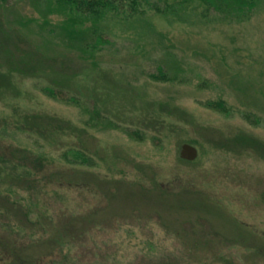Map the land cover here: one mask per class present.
I'll use <instances>...</instances> for the list:
<instances>
[{
  "label": "rangeland",
  "instance_id": "374dc122",
  "mask_svg": "<svg viewBox=\"0 0 264 264\" xmlns=\"http://www.w3.org/2000/svg\"><path fill=\"white\" fill-rule=\"evenodd\" d=\"M155 1L0 0V264H264V0L243 21Z\"/></svg>",
  "mask_w": 264,
  "mask_h": 264
},
{
  "label": "trees",
  "instance_id": "16d2710c",
  "mask_svg": "<svg viewBox=\"0 0 264 264\" xmlns=\"http://www.w3.org/2000/svg\"><path fill=\"white\" fill-rule=\"evenodd\" d=\"M13 0H2L3 3L8 4ZM37 2H47L52 1L54 4L63 6L66 9H70L74 13L81 15L85 18H93L97 21L102 20L108 14H114L116 17H122V15H127L130 13V17L140 14V7L144 4L147 5L152 11H156L160 14H165L172 10L165 4L164 9L155 0H35ZM155 1V2H154ZM163 2L162 0H159ZM201 4L206 9L205 11L212 10L215 13H220L222 16L227 18H233L236 21L248 20L252 16L253 12L258 8L259 0H199ZM170 5V4H169ZM127 7V10L124 9ZM98 34V35H97ZM94 36L97 38L88 44L87 50L92 54L99 52L107 44V40L101 32H98ZM87 46V45H86ZM154 80H160L167 82L168 79L166 75L162 72L157 74V76L152 77ZM49 98H53L60 101H65L69 103H75L74 98H66L65 95L52 88H46L43 90ZM207 107L215 110H219L221 113L228 114L229 111L223 102H211L207 104ZM98 114V113H96ZM64 159L73 164H88L94 165L92 160L87 156V154L82 153L78 150H69L64 153ZM15 157V156H14ZM12 157L8 161L14 160ZM73 160V162L71 161Z\"/></svg>",
  "mask_w": 264,
  "mask_h": 264
},
{
  "label": "water",
  "instance_id": "95a60500",
  "mask_svg": "<svg viewBox=\"0 0 264 264\" xmlns=\"http://www.w3.org/2000/svg\"><path fill=\"white\" fill-rule=\"evenodd\" d=\"M198 157L197 148L190 146L188 144H184L182 146L181 159L187 160L189 162H193Z\"/></svg>",
  "mask_w": 264,
  "mask_h": 264
}]
</instances>
